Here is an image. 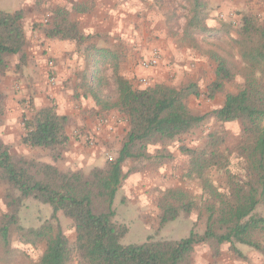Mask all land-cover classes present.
<instances>
[{
	"label": "trees",
	"instance_id": "1",
	"mask_svg": "<svg viewBox=\"0 0 264 264\" xmlns=\"http://www.w3.org/2000/svg\"><path fill=\"white\" fill-rule=\"evenodd\" d=\"M185 1L187 15L181 38L183 44L199 47L200 35L210 36L217 30L206 22L209 14L206 0ZM22 20L21 9L0 10V74L8 67V56L23 55L26 37ZM221 26H225L224 31L230 36L231 24ZM234 33L231 42L238 65L233 67L229 53L206 49L204 53L215 64V78L202 94L215 97L236 76L241 77V86L226 92L222 105L207 114H195L186 104L189 95L201 93L192 81L179 87L155 83L135 88L114 66L116 96L110 98L102 94V88L108 85L104 77L87 69L78 73L76 86L83 90L84 96L89 95L100 111L116 110L128 120L122 146L104 167L93 168L88 174L58 168L55 161L69 141L66 131L69 118L53 105L36 109L24 122L25 132L21 137L27 147L48 150L52 162L13 154L0 140V181L5 184L7 208L0 215V264H5L4 260L18 251L10 246L14 230L23 244L44 243L42 253L32 264H193L192 251L201 243L213 245L214 255L224 243L229 244L235 255H241L236 244L264 251L259 239L264 232V215L256 210L264 202V19L243 13ZM44 35L77 44L91 38L102 39L98 33H81L62 7L55 9ZM207 117H213L218 123H240L242 142L237 151L246 162L245 176L231 174L227 169L228 151L222 148L224 140L215 134L209 135L202 147L181 146V152L189 155L188 176L200 183L208 214L205 229L202 233L192 229L180 239L147 236L138 243L122 244L127 227L113 220V200L123 178L122 164L128 158L146 155L148 145L156 141H172L190 133ZM213 172L223 174L224 189L210 177ZM28 197L51 206L50 217L38 227L24 228L19 222V211ZM159 205L162 210L159 226L174 220L180 212L190 213L195 207L185 191L171 188L163 191ZM58 214L71 219L75 232L72 241L65 235Z\"/></svg>",
	"mask_w": 264,
	"mask_h": 264
},
{
	"label": "rangeland",
	"instance_id": "2",
	"mask_svg": "<svg viewBox=\"0 0 264 264\" xmlns=\"http://www.w3.org/2000/svg\"><path fill=\"white\" fill-rule=\"evenodd\" d=\"M14 1V6L17 9H21L18 7L24 3L26 5L24 10L21 9L26 43L22 56L7 57L8 67L4 73L0 74V83L7 75V91L11 90L9 92H12L13 96L11 100L8 98L7 92L0 90V140L8 146L13 154L35 158L41 162H52V156L48 150L27 147L22 144L21 137L25 132L24 122L31 118L36 109L40 108H35L36 92L42 94L44 99L52 100L54 98L53 91L50 90L60 84V79L57 78V81L50 82L47 72L50 62L53 63L55 70L60 59L59 64L62 71L65 72L61 76V81L65 83L63 86L67 87L70 100L73 102V109L77 110V115L85 114L87 117L84 119L90 121L85 125H78L67 115L69 121L66 131L72 124L75 126L68 134L69 141L62 147L61 156L55 161V164L62 171L82 170L85 174H88L93 168L104 167L116 156L125 140L129 125L127 117L123 113L116 110L100 111L89 95H83V90L76 86L79 72L87 69L90 73H96L98 77H104L108 81V85L102 88V94L114 98L116 96L114 66H117V73L128 79L135 88L155 84L148 83L149 75H146L145 78H137L134 72L135 69L141 67V62L147 59L152 50L156 48L160 58L158 65L150 68L153 73L161 70L163 73L170 74L171 70L165 67L173 64V60L177 62L179 68L177 78L175 76L167 77L159 83L179 87L190 81L195 82L201 93L198 96L189 95L185 99L186 104L195 114H207L219 108L224 101L225 93L236 91L241 86L242 79L240 76H236L231 82L225 84L222 92L217 93L213 98H207L202 93L215 78V64L204 53L205 50L210 48L221 54L229 53L227 56L232 59L233 67L236 68L239 62L236 50L232 46L231 36L235 35L234 29L238 26L242 14L248 12L259 20L264 19V0H206L209 11L206 22L216 29L217 33L210 36L200 35L198 37L200 46L193 47L183 44L181 38L182 26L187 15L185 0H137L143 6L142 10L145 13L143 16L145 19L143 22L146 34L145 45L136 51L137 56L135 54L130 59L128 55L130 42L125 38V33L114 32L125 30L114 25L117 21L114 18L120 17V15L116 10L106 9L105 0ZM10 3H13V0ZM58 7L69 12V18L77 24L81 33H98L102 35V39L91 38L77 44L73 40L45 37L44 29L51 23L54 11ZM224 23L231 24L228 31L230 36L224 31L226 30L225 26H221ZM216 37L218 38L214 42ZM89 44H93L94 47ZM102 49L108 52L103 53L100 51ZM54 53H57L59 57H56ZM184 66H187V69ZM131 68H134L132 76L129 75ZM143 80L147 85H143ZM29 83L33 84V90L30 92L28 90ZM22 84L25 88H22ZM15 96L19 98L17 102L19 108L13 111L11 108H7V105L12 103ZM6 108L12 112L8 113ZM11 113H13V119L16 122L15 126L4 129V116ZM101 118H107L112 129L104 127L98 142L89 145L84 141V136L93 126H96ZM212 134L224 140L222 148L228 151L230 159L227 169L231 174L245 176L246 162L239 157L237 151L242 142V127L239 122L218 123L213 117H207L190 133L180 135L172 141L162 140L148 145L146 155L139 159L128 158L122 164L125 167L122 173L123 178L113 200L115 210L113 220L127 227V233L121 239L122 244L138 243L146 239L147 236H152L155 239H180L186 237L192 229L197 233L203 232L208 215L204 207L203 194L199 180L187 174L189 155L181 152L180 147H202L209 135ZM100 145L104 149L98 151L100 156L96 163H91L93 161L91 150L99 149ZM80 149L89 152L90 160L83 162L81 160L84 157H80L74 161L73 154ZM211 176L221 189L225 188V178L221 172H213ZM4 187L5 184L0 181V215L7 210ZM168 188L185 191L195 203V207L190 213L180 212L174 220L159 226L162 212L159 200L163 191ZM256 210L264 215V202L260 203ZM50 213L51 206L49 204L40 203L34 198L28 197L24 200L19 211V222L24 228L38 227L50 217ZM58 217L65 235L72 241L75 232L71 219L61 214H58ZM259 239L264 248V232L259 235ZM10 246L18 251L7 257L4 260L5 264H32L42 253L44 243L23 244L18 233L14 230L11 233ZM236 247L240 250L241 255H235L229 248V244L226 243L219 246L217 255H214L213 245L210 243L195 245L192 251V263L264 264V251H258L243 244H236Z\"/></svg>",
	"mask_w": 264,
	"mask_h": 264
},
{
	"label": "crops",
	"instance_id": "3",
	"mask_svg": "<svg viewBox=\"0 0 264 264\" xmlns=\"http://www.w3.org/2000/svg\"><path fill=\"white\" fill-rule=\"evenodd\" d=\"M12 0H0V10L2 11H7V12H11L14 11L15 9H17L16 6H14V0L13 3H10ZM105 5L107 6L106 9L110 8L111 10H116V12H118V14L120 15V17H115L114 19L117 20L114 25L116 24L117 27H121V29H125V30H117L114 32H119V33H125V38L128 40V42H130V51H129V56L130 59L132 58L131 56H134L136 54V51L140 50V47L143 45H145V27H144V11L143 6H141V4L139 2H137V0H105ZM25 3L20 5V7L22 10H24L25 8ZM26 18V17H25ZM25 20V19H24ZM144 27V28H142ZM154 28V27H152ZM120 29V28H119ZM142 29V30H141ZM156 29V28H155ZM142 31V32H141ZM156 33V32H155ZM105 47V46H104ZM132 52V55H131ZM54 55L56 57L58 54L54 53ZM137 56V54H136ZM65 57V56H64ZM60 60V59H59ZM59 60H58V64L55 66V70L53 72V76H54V80L57 81V78L60 79V84L58 86H56L55 88H51L50 91H53V97L52 100H48V99H44V97L42 96V94H39L36 92L35 96H36V104H35V108L38 107H42V106H46V105H54L56 107V110L61 113V114H65L70 116L73 121H76V124L78 125H85L86 122H89V119H84L85 117H87L85 114H80L77 115V110L73 109V102L72 100H70V95L67 92V87H64L63 85H65V83H62L61 81V76L64 75V71H62L61 69V65L59 64ZM185 67V66H184ZM168 70H171V73L168 74L167 72L163 73L161 70L155 71L153 73V71H151L152 69H143L142 67L135 69V74L138 77H144L146 75H149V77H147V79H149L148 83H159L160 81L162 82L164 79H166L167 77H171V76H175V78H177L178 76V67H177V62H174L173 60V64L168 65L167 67H165ZM187 69V66L185 67ZM132 70H134V68L130 69V73L129 75L132 76ZM70 72V70H69ZM48 76H49V68H48ZM175 73V74H174ZM129 77V76H126ZM7 79V75L4 78V80L2 81V83H0V90H3L4 92L8 93V98H10L12 100L13 96H12V92L10 93L9 91H7L8 89V83L6 81ZM64 79V78H63ZM62 79V80H63ZM29 85V92L33 90V84H28ZM22 88H25V86H23L22 84ZM26 92V93H29ZM23 95V94H22ZM18 96H15V99L12 101V103L7 105V108H11L13 111H15V109L19 108L18 105ZM6 108V111L8 113L12 112L10 110H8ZM7 113V114H8ZM6 114V115H7ZM13 113L7 115V119L6 115L4 116L5 118L3 119V123H4V129H10L12 127L15 126V120L13 119ZM75 126V124H72L68 129H67V133L70 134L71 129ZM95 131V126L92 127V129L90 131H88V133H93ZM104 131V130H103ZM103 131L100 132H94V134L96 135V142H98V138L101 136V133ZM115 132V130H112ZM116 135V134H115ZM104 149V147L102 145H100V148L95 150V148H93V150H91L92 152V156L91 157L93 159V161L91 163H96L98 157L100 156L98 154V151H102ZM77 150V149H76ZM98 154V155H97ZM80 157H84L83 160L81 161H88L90 160L89 157V152L88 151H82L81 149L76 151L73 154V159L75 161V159L80 158ZM124 165H122V170ZM124 172V170L122 171V173ZM123 176V174H122Z\"/></svg>",
	"mask_w": 264,
	"mask_h": 264
},
{
	"label": "built area",
	"instance_id": "4",
	"mask_svg": "<svg viewBox=\"0 0 264 264\" xmlns=\"http://www.w3.org/2000/svg\"><path fill=\"white\" fill-rule=\"evenodd\" d=\"M159 58H160V56L158 54L157 49L155 48L152 50L150 56L147 59L143 60L140 65L143 69L153 68L156 65H158ZM53 72H54V65L52 62H50V64H49V81L50 82L54 81ZM142 82H143V85H147L145 80H143ZM104 127L109 129V130L112 129V126L109 125L107 118H101L97 122L94 132H100V131H102V129ZM94 132L88 133L87 135L84 136V141L88 142L89 145H94L96 143V135L94 134Z\"/></svg>",
	"mask_w": 264,
	"mask_h": 264
}]
</instances>
